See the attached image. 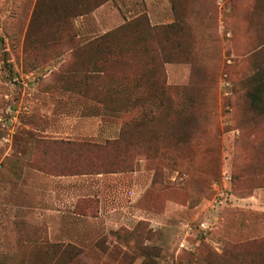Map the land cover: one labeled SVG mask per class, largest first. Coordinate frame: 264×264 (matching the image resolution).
Instances as JSON below:
<instances>
[{
	"label": "rangeland",
	"instance_id": "obj_1",
	"mask_svg": "<svg viewBox=\"0 0 264 264\" xmlns=\"http://www.w3.org/2000/svg\"><path fill=\"white\" fill-rule=\"evenodd\" d=\"M161 1L0 0V264H264V0Z\"/></svg>",
	"mask_w": 264,
	"mask_h": 264
},
{
	"label": "trees",
	"instance_id": "obj_2",
	"mask_svg": "<svg viewBox=\"0 0 264 264\" xmlns=\"http://www.w3.org/2000/svg\"><path fill=\"white\" fill-rule=\"evenodd\" d=\"M171 2H172V11L174 13V7L176 6V0H171ZM85 13H86V11H85ZM174 22L171 23V28L172 29H174L173 28L174 27ZM259 91H260V89H256L254 92L251 93L252 104L255 105V106H257V104L259 102V93H260ZM65 249H66V247H63L62 251L65 250Z\"/></svg>",
	"mask_w": 264,
	"mask_h": 264
},
{
	"label": "crops",
	"instance_id": "obj_3",
	"mask_svg": "<svg viewBox=\"0 0 264 264\" xmlns=\"http://www.w3.org/2000/svg\"><path fill=\"white\" fill-rule=\"evenodd\" d=\"M161 4L164 5V6H166V7H170L172 9V2H171V0H162L161 1ZM254 195H255V192H254Z\"/></svg>",
	"mask_w": 264,
	"mask_h": 264
}]
</instances>
